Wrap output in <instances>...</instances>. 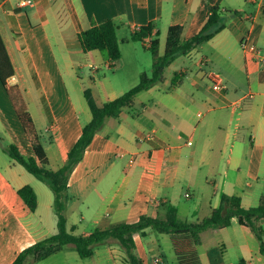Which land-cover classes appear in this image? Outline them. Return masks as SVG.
Segmentation results:
<instances>
[{
    "label": "crops",
    "instance_id": "crops-1",
    "mask_svg": "<svg viewBox=\"0 0 264 264\" xmlns=\"http://www.w3.org/2000/svg\"><path fill=\"white\" fill-rule=\"evenodd\" d=\"M22 1L0 0V33L15 68V75L6 85L0 80V264H12L23 249L58 231L51 186L4 150L6 145L15 143L24 154L35 155L5 87L15 84L21 87L42 134L50 166L61 167L93 113L85 95L90 88H85L83 80L71 74L72 53L83 50L81 31L109 18L122 22L119 30L125 25L130 30L154 21L153 36L160 38V55L164 53L170 26L182 24L184 38L193 37L208 20L214 5L220 7L225 26L185 54L190 64L174 68L178 78H173L171 85L166 83L164 71L161 81L149 90H142L150 92L158 88L159 94L152 104L141 100L137 106L134 101L118 117L108 118L94 135L70 175L68 227L75 226L74 233L80 234L132 221L143 214L164 217L167 203L177 207L178 217L182 207L187 208L186 214L196 219L183 220L195 222L220 204L222 193H236L247 205L244 201L248 193L239 186L243 176L238 169L244 164L261 168L264 161V64L257 56L246 55L240 45L250 34L264 52V0H32L27 5H22ZM163 30L165 44L160 37ZM130 41L136 42L122 39V43ZM198 49L201 52L197 53ZM123 50L121 47L120 58ZM93 52L99 50L84 51ZM107 61L113 66L110 59ZM202 61H211L223 71L227 90L213 88L209 77L212 65H204ZM189 66L193 69L196 66L198 71L190 78L194 90H188L184 83ZM92 94L101 105L120 95L114 90L101 101ZM236 116L237 122L232 127ZM203 134L206 148L198 159L195 143ZM209 153L214 158H208ZM218 156L221 158L217 159ZM218 174L227 177L231 186L222 187ZM210 180L216 183L213 194L215 199L219 194L217 200L205 203L201 200L194 208L184 206L178 192L184 182L190 184V195L188 190L185 194L191 197L195 192L192 185L199 187ZM27 184L37 193L36 210H31L18 192ZM263 222L264 218L258 223ZM154 230L164 233L152 227L143 234L134 233L140 264H154L156 256L162 257L160 264H168L159 237L152 239V246L145 241L147 235H154ZM255 234L254 228L234 218L219 233V246L202 249L200 259L204 264H234L233 250L229 248L234 243L245 253H255L260 258L261 245H257ZM73 247L66 245L45 258L58 252L69 254ZM115 255L123 257V264H131L127 251L115 240L96 246L89 258L94 264H109ZM247 259L241 258L238 264L241 261L256 264ZM38 262L30 258L27 264ZM171 264H177L175 258Z\"/></svg>",
    "mask_w": 264,
    "mask_h": 264
},
{
    "label": "trees",
    "instance_id": "trees-1",
    "mask_svg": "<svg viewBox=\"0 0 264 264\" xmlns=\"http://www.w3.org/2000/svg\"><path fill=\"white\" fill-rule=\"evenodd\" d=\"M236 13H240V11ZM224 21L220 7L214 5L208 20L193 37L184 38V25L182 24L170 26L167 32V44H165L164 53L161 55L159 54L160 38L158 35L153 36V30L156 27L154 21L148 25L130 29V35L124 39L125 41H144L146 37L152 36V43L148 47L154 58L151 74L142 71L140 81L134 87L102 105L97 102L90 89L85 90L88 104L93 112L92 119L84 126L81 136L68 152L65 163L57 169L50 166L42 134L32 113L29 112L28 103L21 87L17 84L5 87L23 129L33 146L35 155L24 154L15 143L6 145L4 150L31 173L49 183L54 192V208L58 216V231L23 249L12 264H27L30 258L33 262H38L69 244L74 245L80 256L92 257L96 246L114 240L125 248L131 264H140V259L135 252L134 233L141 232L143 234L150 227L171 235L177 255V264H204L200 259L198 247L203 246L207 250L215 248L218 244L217 235L231 225L234 218H237L240 224L254 228L261 239L262 231L259 230L258 222L264 218V194L260 197V203L257 205L245 206L240 195L222 193L220 204L211 210L209 215L195 222L180 219L177 207L170 203L166 204V216L164 217L143 214L132 221L114 223L109 227H99L94 231L85 230L80 234L74 233L75 226L69 228L67 222L66 207H68L67 201L70 198L68 191L70 175L83 159L94 135L103 128L108 118L118 117L123 113L124 108L133 106L135 97L140 91L149 90L154 84L161 81L165 68L169 67L179 56L187 54L219 33L225 26ZM122 25V22L119 23L113 18H109L81 31L79 39L83 50L86 52L101 50L108 55L110 63L114 65L122 55V39L118 33ZM14 75L15 68L0 33V80L6 85L8 79ZM177 78L178 73L175 74V79ZM18 192L30 209L36 210L38 196L33 186L23 185ZM261 250L264 252L263 242ZM244 263L245 261H241L240 264Z\"/></svg>",
    "mask_w": 264,
    "mask_h": 264
},
{
    "label": "rangeland",
    "instance_id": "rangeland-1",
    "mask_svg": "<svg viewBox=\"0 0 264 264\" xmlns=\"http://www.w3.org/2000/svg\"><path fill=\"white\" fill-rule=\"evenodd\" d=\"M119 35L122 37V39L128 38L130 35L129 26L125 25L119 30ZM161 39L164 41V44L166 42V35L165 30L160 33ZM162 44V47L164 46ZM121 47L123 50V56L122 58H119L117 61H115L116 65L108 66V62L106 60H109L108 55L99 50V52H93L92 54H85L83 50H75L72 54V68H71V74L74 73L75 79H82L84 82L85 88L92 89V92L97 97L98 100H103V98H107L111 95V93L115 90V92H119L120 95H122L127 90H130L132 87H134L141 78V72L144 70L151 74V70L153 67L154 58L149 50V48L143 43L142 41H130L126 43H121ZM135 47L138 48V51H135ZM201 52V50H197V53ZM102 53V54H101ZM62 58V56H61ZM67 60V57H66ZM190 64L189 58L187 55L183 54L181 55L177 60L173 62V65L171 67H167L165 70V78L166 83L168 85H171L173 78H175L174 68L180 67L181 65H184L185 67H188ZM212 65L211 61L208 63L205 62L204 65ZM93 65L98 66V70H94L92 68ZM197 67L193 69L191 66L188 68V72L184 76V83H186V86L188 90L192 89L194 90V87L191 86V80L190 78H194L198 71L196 69ZM185 69V68H183ZM210 70H215V72H219L223 74V71L218 69V67H215V65L210 66ZM209 70V71H210ZM81 82V81H80ZM166 85H162L164 87ZM158 88H154L150 92L141 91L140 95H136L135 102L137 106H140V101L144 100L147 104H152L154 101V97L159 94ZM135 104V103H134ZM127 109V108H126ZM198 109L197 107H193V110ZM16 114V113H15ZM17 116V115H16ZM239 116V115H237ZM237 116L233 120L232 127L235 126V123L237 122ZM18 119V117H17ZM19 121V119H18ZM7 142H9L8 136H6ZM204 134L201 136L200 139H198L195 143V147L197 148V156L198 159L202 157L201 153L205 152L206 145L203 143ZM10 143V142H9ZM228 153V152H227ZM221 154V153H220ZM208 158L213 157L212 153H209L207 155ZM214 158V157H213ZM221 158V156H218L217 159ZM226 160V157H224V161ZM208 169V166H204V170L206 171ZM224 171H226V168H223ZM238 170H240L243 179L239 183L240 188L242 187L248 194L245 196V203L247 205L245 206H252L257 205L260 203V197L264 194V161L261 165V168H250L248 165L244 164L242 167H240ZM229 174V172H228ZM231 175V173H230ZM227 176V174L225 175ZM217 180L222 187L226 188L227 186H231L230 180H227V177H221L220 174L217 176ZM203 183V184H202ZM199 187H196L194 185L191 186V190L195 191L193 192L192 196H186L185 191L188 190V186L190 184L188 182H184V185L182 186L181 190L179 189V195L181 197V201L184 204V206L188 205L194 208L200 201L202 200V203H205V201H216L214 198V186H216V183L210 180L209 182H202ZM191 191V192H192ZM189 192V190L187 191ZM190 195V192H189ZM188 212L187 208L182 207L180 210L179 217L182 219H189V220H195L196 217H192L191 215L186 214ZM187 215V217H186ZM259 230L262 231L261 239L258 236V232L256 231V234L253 235L254 239L259 247L261 243H264V222L262 225H259ZM154 235H147L145 237V241L149 245H153V238L159 237V242L163 244L165 253H167L166 256V262L168 264L172 263V259L175 258V262H177V255L174 250L173 243L169 237L168 234H164L161 232H158L154 230ZM219 235V234H218ZM217 235V237H218ZM219 238V237H218ZM217 238V239H218ZM219 246V239L218 244L216 247ZM105 247V246H102ZM230 251L233 250L234 255V264H238L239 260L241 258H249L253 260L256 264H264V252L260 253L259 256H262L258 258V255L255 253H245L241 246L234 243L233 245H230ZM103 249V248H102ZM199 253L202 249H205L203 246H199ZM71 252L69 254H65V252H58L54 254L52 257L45 258V260H42L38 262V264H94L91 262V258H82L75 247L71 248ZM261 252V251H260ZM65 255H67V259H64ZM173 256V258H170V256ZM263 258V259H262ZM114 261H109V264H123V257L115 255L113 258ZM247 259V260H249ZM252 261V262H253Z\"/></svg>",
    "mask_w": 264,
    "mask_h": 264
},
{
    "label": "built area",
    "instance_id": "built-area-1",
    "mask_svg": "<svg viewBox=\"0 0 264 264\" xmlns=\"http://www.w3.org/2000/svg\"><path fill=\"white\" fill-rule=\"evenodd\" d=\"M32 0H24L21 2L22 5L31 4ZM152 43V36H148L145 38V45L147 47L150 46ZM241 49L243 52L247 54H252L258 57V59L264 64V52L261 48L258 47L257 42L253 39V37L248 34L246 35L242 41H241ZM205 63L206 61H202V63ZM110 64H108L107 67H109ZM92 68L97 69V65H93ZM209 77L212 81V86L216 91H225L228 88L227 83L224 81V78L222 77L221 73L215 72V70L209 71ZM190 144L192 143L190 140L188 141ZM162 261V257L156 256L153 259L154 264H160ZM244 264H251V263H244Z\"/></svg>",
    "mask_w": 264,
    "mask_h": 264
}]
</instances>
